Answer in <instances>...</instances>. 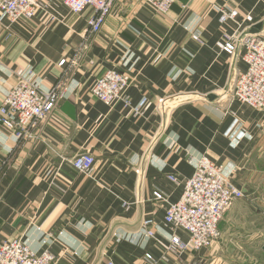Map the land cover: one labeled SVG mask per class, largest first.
Listing matches in <instances>:
<instances>
[{
    "label": "crops",
    "instance_id": "obj_1",
    "mask_svg": "<svg viewBox=\"0 0 264 264\" xmlns=\"http://www.w3.org/2000/svg\"><path fill=\"white\" fill-rule=\"evenodd\" d=\"M63 1L31 21H0V104L20 77L50 91L60 63L82 45L92 11L73 14ZM224 11L239 15L223 24ZM238 24L264 36V0H177L166 16L142 0H119L41 137L21 142L0 126V238L52 253L55 264H264V111L233 101L246 64L218 47ZM109 69L127 75L131 105L111 108L91 95ZM83 153L96 159L92 177L70 164ZM205 155L234 173L245 198L224 215L211 251L178 256L167 245L188 235L165 224L166 209L194 174L189 159Z\"/></svg>",
    "mask_w": 264,
    "mask_h": 264
},
{
    "label": "built area",
    "instance_id": "obj_2",
    "mask_svg": "<svg viewBox=\"0 0 264 264\" xmlns=\"http://www.w3.org/2000/svg\"><path fill=\"white\" fill-rule=\"evenodd\" d=\"M119 0H64L63 3L71 13L83 14L91 10L87 19V30L83 35V43L73 58L60 63L63 66L59 82L50 90L43 91L33 82L30 76L20 77L18 83L8 92L0 104V126L13 133L21 142L33 139L35 134L42 133L54 116L57 107L64 99L69 82V73L78 63L79 56L93 38L99 35ZM152 7L160 16H166L177 0H142ZM52 0H0V21L8 20L11 25L31 21L40 10L48 8ZM237 11L222 12L221 23L235 21ZM243 22L252 24L253 17L247 15ZM232 35H226L218 43L221 51L231 56L242 54L246 70L236 77L232 91L233 101L257 111H264V36L249 33V27L238 24ZM194 39L202 43L199 36ZM129 86L128 77L117 69H109L99 75L91 90V95L108 107H114L124 101L125 106L131 105L124 99ZM162 102V101H161ZM148 99L143 98L137 107L136 114L147 106ZM194 167L193 176L184 183L181 198L170 203L166 209L165 224L172 231H183L188 235L182 241L173 235L167 250L182 256L192 253L211 251L221 240L219 225L234 202L245 198V193L233 179V172L227 173L226 168L218 165L206 155L195 160L189 159ZM73 169L81 174L92 177L96 159L92 154L83 153L70 161ZM176 181L174 177H170ZM155 199H162L159 193ZM129 209L128 206H125ZM144 226L154 237L153 221H145ZM147 259L152 257L147 255ZM57 258L49 252L37 255L22 239L2 240L0 238V264H55ZM105 264H118L108 259ZM187 264H207L206 260L188 261Z\"/></svg>",
    "mask_w": 264,
    "mask_h": 264
},
{
    "label": "rangeland",
    "instance_id": "obj_3",
    "mask_svg": "<svg viewBox=\"0 0 264 264\" xmlns=\"http://www.w3.org/2000/svg\"><path fill=\"white\" fill-rule=\"evenodd\" d=\"M128 81H129V79H128ZM18 83V82H17ZM129 86H130V81H129ZM129 86H128V88H129ZM93 88V87H92ZM127 88V89H128ZM92 90V89H91ZM4 101V100H3ZM49 124V123H48ZM47 124V125H48ZM47 125L45 126V127H41V130L44 132L45 131V128L47 127ZM42 132V133H43ZM42 133H39V134H35V137L33 138V139H27L26 141H32V140H36V139H39L40 137H41V135H42ZM20 141V140H19ZM80 155V154H79Z\"/></svg>",
    "mask_w": 264,
    "mask_h": 264
},
{
    "label": "water",
    "instance_id": "obj_4",
    "mask_svg": "<svg viewBox=\"0 0 264 264\" xmlns=\"http://www.w3.org/2000/svg\"><path fill=\"white\" fill-rule=\"evenodd\" d=\"M260 25L257 27V29L255 30V31H253L254 33H257L258 32V30L260 29Z\"/></svg>",
    "mask_w": 264,
    "mask_h": 264
}]
</instances>
